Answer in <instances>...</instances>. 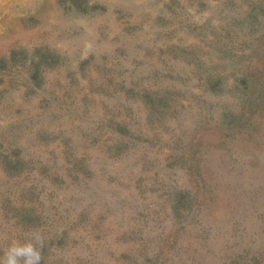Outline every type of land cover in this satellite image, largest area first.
Returning a JSON list of instances; mask_svg holds the SVG:
<instances>
[{"label": "rangeland", "instance_id": "1", "mask_svg": "<svg viewBox=\"0 0 264 264\" xmlns=\"http://www.w3.org/2000/svg\"><path fill=\"white\" fill-rule=\"evenodd\" d=\"M264 264V0H0V258Z\"/></svg>", "mask_w": 264, "mask_h": 264}, {"label": "clouds", "instance_id": "2", "mask_svg": "<svg viewBox=\"0 0 264 264\" xmlns=\"http://www.w3.org/2000/svg\"><path fill=\"white\" fill-rule=\"evenodd\" d=\"M27 236L24 242L16 241L5 249L0 264H41L45 237L38 230L30 231Z\"/></svg>", "mask_w": 264, "mask_h": 264}]
</instances>
